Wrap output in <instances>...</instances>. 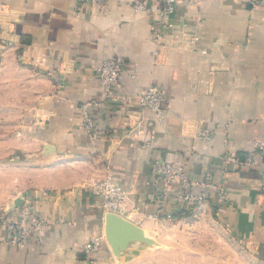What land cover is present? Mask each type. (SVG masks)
<instances>
[{"label":"crops","instance_id":"0c3cea01","mask_svg":"<svg viewBox=\"0 0 264 264\" xmlns=\"http://www.w3.org/2000/svg\"><path fill=\"white\" fill-rule=\"evenodd\" d=\"M133 2L109 0L100 11L74 0H0V88L18 95L0 110V137L5 152L23 155L25 171L12 199L32 201L39 218L54 222L41 245L4 244L2 233L0 264H120L143 244L116 254L92 186L111 175L127 194L119 217L151 235L167 216L181 219L154 179L165 162L182 165L192 180L211 174L224 183L223 211L212 204L198 211L211 207L230 233L264 245L260 169L243 165L264 137V3L182 0L159 46L152 28L160 5L136 12ZM117 56L125 61L117 92L128 101L90 107L88 136L82 106L102 103L98 69ZM152 85L165 92L166 120L138 137L131 127L153 115L137 95ZM202 129L214 140L196 139ZM95 237L103 246L93 260L81 247Z\"/></svg>","mask_w":264,"mask_h":264},{"label":"built area","instance_id":"2783aa9c","mask_svg":"<svg viewBox=\"0 0 264 264\" xmlns=\"http://www.w3.org/2000/svg\"><path fill=\"white\" fill-rule=\"evenodd\" d=\"M77 8L84 5L93 6L98 10H104L109 0H74ZM182 0H134L133 8L136 12L147 11L154 4L160 5L153 23V37L156 45L166 39L170 30V21L177 11ZM198 2L200 0H187ZM248 2L252 7H260L264 0H237ZM3 10V9H2ZM159 57L156 49L153 53V61ZM125 68V61L117 56L103 61L97 73V78L102 87L104 99L102 103H92L82 106V129L88 136H93L94 120L90 107H100L102 104H111L128 101L117 92L120 78ZM61 85L60 87H62ZM139 107L148 110L153 115V120L147 123L140 122L131 127L130 133H136L138 137L147 134L155 125H164L166 110L162 107L166 102L164 90L157 85L141 90L137 95ZM196 139L211 142L214 140L210 130H199ZM243 165L249 169H260L262 186L264 188V137L258 139L254 144V150L245 156ZM154 179L161 186L163 200L173 199L176 203V214L185 218L193 216L203 205L212 204L215 212L220 214L227 200V191L224 183H216L213 175L208 174L204 180L195 181L190 179L182 165L176 163H158L155 167ZM92 191L101 200V206L106 214L124 216L127 213V194L113 181L111 175H106L102 180L92 186ZM173 215L166 218L172 219ZM177 217V218H178ZM54 225L49 219L39 218L33 207L32 201H24L22 208L10 219L0 221V236L7 233L8 237L2 243L17 247H26L34 241L41 245L44 233ZM0 241V242H1ZM103 246V238L95 237L81 247V252L90 259H94L100 253Z\"/></svg>","mask_w":264,"mask_h":264},{"label":"rangeland","instance_id":"374dc122","mask_svg":"<svg viewBox=\"0 0 264 264\" xmlns=\"http://www.w3.org/2000/svg\"><path fill=\"white\" fill-rule=\"evenodd\" d=\"M17 96L16 91L0 88V110L7 99ZM4 140L0 137V221L14 216L12 196L25 181L19 164L23 155L5 152ZM166 220L157 222L139 250L120 264H264V245H248L239 239L242 236L230 233L211 207L191 217Z\"/></svg>","mask_w":264,"mask_h":264},{"label":"water","instance_id":"95a60500","mask_svg":"<svg viewBox=\"0 0 264 264\" xmlns=\"http://www.w3.org/2000/svg\"><path fill=\"white\" fill-rule=\"evenodd\" d=\"M23 203L24 201L21 202V204ZM20 205L15 207L17 208ZM106 230L108 239L117 255L131 243L139 242L143 244L146 242L145 233L142 230L114 214L106 216Z\"/></svg>","mask_w":264,"mask_h":264},{"label":"trees","instance_id":"16d2710c","mask_svg":"<svg viewBox=\"0 0 264 264\" xmlns=\"http://www.w3.org/2000/svg\"><path fill=\"white\" fill-rule=\"evenodd\" d=\"M94 259H95V258H94ZM94 259H93V260H94Z\"/></svg>","mask_w":264,"mask_h":264}]
</instances>
